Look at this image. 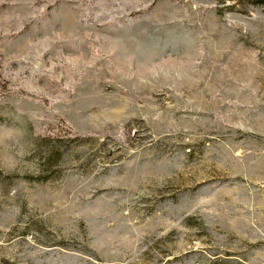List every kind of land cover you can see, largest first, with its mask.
<instances>
[{
  "label": "rangeland",
  "instance_id": "obj_1",
  "mask_svg": "<svg viewBox=\"0 0 264 264\" xmlns=\"http://www.w3.org/2000/svg\"><path fill=\"white\" fill-rule=\"evenodd\" d=\"M0 264H264V2L0 0Z\"/></svg>",
  "mask_w": 264,
  "mask_h": 264
},
{
  "label": "trees",
  "instance_id": "obj_2",
  "mask_svg": "<svg viewBox=\"0 0 264 264\" xmlns=\"http://www.w3.org/2000/svg\"><path fill=\"white\" fill-rule=\"evenodd\" d=\"M254 2H264V0H252Z\"/></svg>",
  "mask_w": 264,
  "mask_h": 264
}]
</instances>
